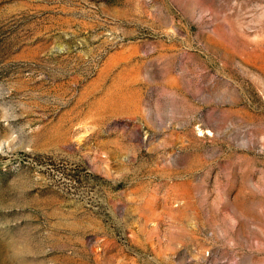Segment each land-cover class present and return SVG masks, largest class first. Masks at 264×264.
<instances>
[{"label":"rangeland","instance_id":"374dc122","mask_svg":"<svg viewBox=\"0 0 264 264\" xmlns=\"http://www.w3.org/2000/svg\"><path fill=\"white\" fill-rule=\"evenodd\" d=\"M0 264H264V0H0Z\"/></svg>","mask_w":264,"mask_h":264}]
</instances>
